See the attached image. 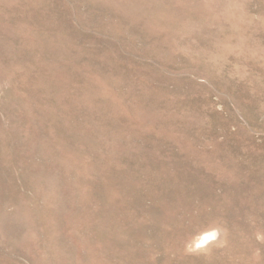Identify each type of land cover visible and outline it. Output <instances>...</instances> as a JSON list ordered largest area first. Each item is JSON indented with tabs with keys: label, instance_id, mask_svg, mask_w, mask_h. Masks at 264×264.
Masks as SVG:
<instances>
[{
	"label": "rangeland",
	"instance_id": "1",
	"mask_svg": "<svg viewBox=\"0 0 264 264\" xmlns=\"http://www.w3.org/2000/svg\"><path fill=\"white\" fill-rule=\"evenodd\" d=\"M0 264H264V0H0Z\"/></svg>",
	"mask_w": 264,
	"mask_h": 264
},
{
	"label": "bare ground",
	"instance_id": "2",
	"mask_svg": "<svg viewBox=\"0 0 264 264\" xmlns=\"http://www.w3.org/2000/svg\"><path fill=\"white\" fill-rule=\"evenodd\" d=\"M213 235H215V231H213V229H208L204 234L203 236L200 238V242L201 243H205V242H208L212 237Z\"/></svg>",
	"mask_w": 264,
	"mask_h": 264
},
{
	"label": "water",
	"instance_id": "3",
	"mask_svg": "<svg viewBox=\"0 0 264 264\" xmlns=\"http://www.w3.org/2000/svg\"><path fill=\"white\" fill-rule=\"evenodd\" d=\"M202 246V245H201Z\"/></svg>",
	"mask_w": 264,
	"mask_h": 264
}]
</instances>
